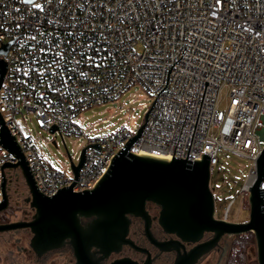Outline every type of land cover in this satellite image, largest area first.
<instances>
[{
    "label": "built area",
    "instance_id": "1",
    "mask_svg": "<svg viewBox=\"0 0 264 264\" xmlns=\"http://www.w3.org/2000/svg\"><path fill=\"white\" fill-rule=\"evenodd\" d=\"M7 44L0 112L44 194L69 186L75 173L69 164L56 168L17 115L48 131L56 123L55 139L84 135L82 148L101 144L87 146L73 186L89 189L145 119L96 136L99 122L85 132L83 112L133 86L151 96L141 105L147 111L156 100L130 152L170 160L206 153L211 169L224 151L245 156L253 165L240 195L249 193L264 149V0H0V50ZM225 87L230 100L221 109ZM8 160L18 158L0 143V201ZM5 170L9 178L14 169Z\"/></svg>",
    "mask_w": 264,
    "mask_h": 264
},
{
    "label": "water",
    "instance_id": "2",
    "mask_svg": "<svg viewBox=\"0 0 264 264\" xmlns=\"http://www.w3.org/2000/svg\"><path fill=\"white\" fill-rule=\"evenodd\" d=\"M24 1L32 3L35 0ZM8 49L9 44L0 51L6 53ZM6 69L7 61L0 58V87ZM152 106L145 114V123L118 150L109 168L92 188L75 191L73 186L85 161L87 146L100 149L101 144L93 142L84 146L75 163L62 137L76 179L69 186L59 188L54 195L39 190L22 147L0 112V143L18 158L17 162L8 160L1 164L0 212L10 206L7 167L21 172L29 190L26 201L34 210L30 219L0 222V232L30 229L29 246L38 257L69 244L76 264H153L150 250L129 236L132 216H137L143 219L145 235L154 245L161 251L176 252L172 264H197L203 256L220 247L224 236L248 232L255 236L258 264H264V188L261 184L264 149L257 158L256 175L249 187L248 220L236 222L217 218L215 195L210 185V154L201 153L200 160L173 154L170 160L129 151L148 122ZM55 128L60 131L56 123L49 130L53 132ZM148 202L159 208L155 218L164 232L175 237L159 240L154 235ZM208 233L211 236L205 238ZM124 245L146 253L147 258L143 263L130 256L106 261L113 253H120Z\"/></svg>",
    "mask_w": 264,
    "mask_h": 264
},
{
    "label": "rangeland",
    "instance_id": "3",
    "mask_svg": "<svg viewBox=\"0 0 264 264\" xmlns=\"http://www.w3.org/2000/svg\"><path fill=\"white\" fill-rule=\"evenodd\" d=\"M137 93L139 100L131 101L132 94ZM230 87H225L220 95L219 106L225 109L230 100ZM152 98L146 90H141L139 86H133L118 101H112L104 104L95 105L83 112L84 130L88 131L89 125L99 122L97 132L93 135L99 136L116 131L123 124L132 125V121L139 127L145 119L147 108L142 107V103L151 104ZM19 124L24 131L34 134V136L42 144L41 151L48 156L49 161L58 169L66 168L71 165V159L67 152L73 156L75 163L78 162L82 146L87 139L84 135L78 137L76 135L65 136V144L62 137L42 128L36 117H26L17 115ZM104 119H107L104 121ZM56 140V143H55ZM253 162L251 159L230 152L224 151L219 154V162L211 169L210 185L215 195L216 217H225L227 207L231 200H234L228 213L230 221L243 222L249 218V202L248 194L241 196L240 191L247 182ZM19 188V187H18ZM29 196V195H28ZM27 196V197H28ZM31 207V206H30ZM33 208L26 211L23 203L17 200V195L13 192L10 197V206L0 212V218L5 217L9 221L22 219H30L34 213ZM1 222V221H0ZM7 222V221H6ZM25 232V233H24ZM32 233L30 229H20L9 231L0 235V264H30L32 260L28 259L32 256L29 246ZM233 235H226L225 241L228 242L226 249L222 252L211 251L205 255L197 264H227L230 254V245ZM21 241V242H20ZM25 246V251L30 253H22L21 247ZM22 247V248H23ZM33 261L35 258L32 256ZM174 257L167 255L158 262V264H171ZM58 263H63L62 259H56ZM53 261H49L51 264ZM246 264H258L256 240L247 247L245 252ZM35 264V262H33Z\"/></svg>",
    "mask_w": 264,
    "mask_h": 264
},
{
    "label": "flooded vegetation",
    "instance_id": "4",
    "mask_svg": "<svg viewBox=\"0 0 264 264\" xmlns=\"http://www.w3.org/2000/svg\"><path fill=\"white\" fill-rule=\"evenodd\" d=\"M147 208L153 217L152 231H153L154 235L159 240H167V239H170L172 237H175V235H170V234L165 233L164 230L162 229V227L159 225L157 219L155 218L159 213V208L151 202L147 203ZM133 224H137L140 237L134 235V233L131 232ZM131 229H130L129 236L138 245L146 247L150 250L152 257H154L153 264H158V262L160 260H162L163 258H166L167 255L174 257L172 260V263H173L175 256H176V252L174 250H172V251H161L156 245H154L145 235L144 221L141 217L132 216ZM210 236H211V234L208 233V234H206L205 238H209ZM225 237L226 236H224L221 239L220 247L214 249V250H216V252H220L222 254V252L226 249L228 242L225 241ZM189 247L190 246L188 245V248ZM123 256H130V257L138 260L140 263H143L145 261V259L147 258L146 253L141 252V251H137L129 245H124V247L120 253H113L108 259H106V261L110 262V261L114 260L115 258L123 257ZM36 257H37L36 263L40 262L39 264H48L49 261H53L51 264H56L55 263V262H57L56 259H62L63 260V263H58V264H76V259L73 255L72 248L69 244L65 245L62 248L52 250V251L46 253L45 255H43L42 257H38V256H36Z\"/></svg>",
    "mask_w": 264,
    "mask_h": 264
},
{
    "label": "trees",
    "instance_id": "5",
    "mask_svg": "<svg viewBox=\"0 0 264 264\" xmlns=\"http://www.w3.org/2000/svg\"><path fill=\"white\" fill-rule=\"evenodd\" d=\"M9 180L10 181L8 184V188H9L10 197H11L12 192H13V195L15 193L17 195V200L24 204V206L27 209L26 211L28 212V210L31 209L30 203L26 201V198L29 195V190H28V187L25 183V180H24L21 172L18 169L12 170L11 176L9 177ZM0 221L6 222L9 220L6 219L5 217H1ZM21 229L28 230V228H21ZM18 230H20V229H18ZM11 231H16V230H11ZM7 232H9V231L0 232V235H3ZM131 232L134 233V235L140 237L137 224L132 225ZM232 237H233L232 238L233 241L231 242V245H230V254L228 256L227 264H246L245 252L247 250V247L255 242L254 233L248 232V233H244V234L233 235ZM20 247H21L22 253H28V252L30 253V251L27 252L24 250L25 246L24 247L20 246ZM31 253H32V256L35 258V260L33 261L32 256L29 255L28 259L32 260V263H30V264H33V262H35V264H39L40 262L36 263V261H37L36 256L37 255L33 252V250H31Z\"/></svg>",
    "mask_w": 264,
    "mask_h": 264
},
{
    "label": "snow or ice",
    "instance_id": "6",
    "mask_svg": "<svg viewBox=\"0 0 264 264\" xmlns=\"http://www.w3.org/2000/svg\"><path fill=\"white\" fill-rule=\"evenodd\" d=\"M218 2H219V0H218ZM35 7L40 8L41 6H40L39 4H37V5H35ZM89 59H92V58L90 57ZM95 66H96V67H100L99 64H96Z\"/></svg>",
    "mask_w": 264,
    "mask_h": 264
},
{
    "label": "bare ground",
    "instance_id": "7",
    "mask_svg": "<svg viewBox=\"0 0 264 264\" xmlns=\"http://www.w3.org/2000/svg\"><path fill=\"white\" fill-rule=\"evenodd\" d=\"M253 178H254V177H252V179H251V180H253Z\"/></svg>",
    "mask_w": 264,
    "mask_h": 264
}]
</instances>
